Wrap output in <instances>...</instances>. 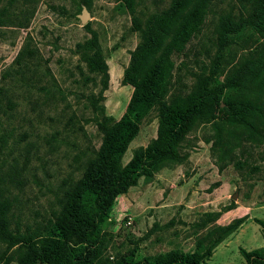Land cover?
I'll return each instance as SVG.
<instances>
[{
    "label": "rangeland",
    "instance_id": "rangeland-1",
    "mask_svg": "<svg viewBox=\"0 0 264 264\" xmlns=\"http://www.w3.org/2000/svg\"><path fill=\"white\" fill-rule=\"evenodd\" d=\"M170 2L134 0L142 18ZM248 4L213 0L207 6L201 31L172 57L168 95L190 91L197 76L208 74L222 18L245 16ZM84 8L89 29L79 18ZM91 32L108 68L105 91L101 76L88 70L77 51L78 44L92 38ZM140 40L121 0H0V106L8 98L15 103L6 115L0 113V196L13 201L14 219L42 220L58 207L63 192L78 184L91 149L102 143L98 121L103 114L117 121L125 112L133 88L124 86L122 77ZM235 40L224 51L220 81L263 38L248 29ZM27 44L37 56L29 88L14 64ZM158 114L155 108L142 121L123 155V166L135 150L156 138ZM181 152L187 154L185 160L165 162L151 179H139L115 199L102 226L99 258L115 261L131 253L145 258L180 251L199 252L202 264H245L239 249H264V138H249L242 126L196 121L184 136ZM240 218L244 222L239 227L244 226L238 236L239 227L222 234L221 228ZM220 237H231L230 250L210 263L215 251L210 249Z\"/></svg>",
    "mask_w": 264,
    "mask_h": 264
},
{
    "label": "trees",
    "instance_id": "trees-1",
    "mask_svg": "<svg viewBox=\"0 0 264 264\" xmlns=\"http://www.w3.org/2000/svg\"><path fill=\"white\" fill-rule=\"evenodd\" d=\"M121 1L131 14L133 30L141 37L122 77V84L133 88L125 112L117 121L102 115L97 123L102 134L100 147L91 149L82 178L63 192L58 207L47 217L21 223L11 213L13 201L0 196L3 264H202L204 257L199 252L180 251L145 258H136L131 253L115 261L101 259L97 251L102 226L110 217L115 199L136 186L139 179H151L167 161L182 162L187 158L181 152L182 143L196 121L242 126L249 138H264V127L258 125L264 123V0H248L245 16L228 14L222 18L217 30V53L208 74L197 76L190 91L170 95L172 57L180 54L182 45L201 31L203 12L213 0H171L166 9L144 18L136 12L134 0ZM84 27L89 29L88 24ZM248 29L257 31L263 41L220 81L224 51ZM91 34L90 40L77 45V51L88 70L101 76L105 91L108 68L97 36ZM36 60V52L27 44L14 61L15 72L25 87H33L36 67L32 66ZM14 106L8 98L6 105L0 106V113L6 115ZM155 108L159 113L156 138L146 148L135 150L123 166V155L137 136L142 121ZM243 222L240 218L221 228L222 234L230 235ZM223 238L216 239L210 250ZM239 253L245 264H264L263 248L239 249Z\"/></svg>",
    "mask_w": 264,
    "mask_h": 264
},
{
    "label": "crops",
    "instance_id": "crops-1",
    "mask_svg": "<svg viewBox=\"0 0 264 264\" xmlns=\"http://www.w3.org/2000/svg\"><path fill=\"white\" fill-rule=\"evenodd\" d=\"M243 226H244V225H243ZM243 226L238 228V230H237V232H236L235 235L238 236V235L240 234V232L242 231ZM229 239H231V237H230ZM229 239H225V240H223V241H222V242H221V243L215 248V251H214V253H213V256L211 257L210 263H212V262L214 261V259H215V260L220 259V256H223V252H224V251H229V250H230L229 247H228V245H227ZM241 239H244V238H239V240H241ZM242 248H243V247H242ZM247 251H250V250H247ZM226 261H227V260H223L222 263H223V264H230V263H228V262H226Z\"/></svg>",
    "mask_w": 264,
    "mask_h": 264
},
{
    "label": "water",
    "instance_id": "water-1",
    "mask_svg": "<svg viewBox=\"0 0 264 264\" xmlns=\"http://www.w3.org/2000/svg\"><path fill=\"white\" fill-rule=\"evenodd\" d=\"M79 18H80L81 24L83 26H85L88 23V21H89V15H88V13H87V11H86L85 8L82 10V13H81V15H79Z\"/></svg>",
    "mask_w": 264,
    "mask_h": 264
}]
</instances>
